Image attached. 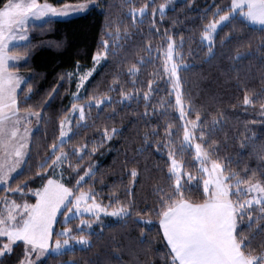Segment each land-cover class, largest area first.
Listing matches in <instances>:
<instances>
[{
	"label": "snow or ice",
	"instance_id": "6c2138e0",
	"mask_svg": "<svg viewBox=\"0 0 264 264\" xmlns=\"http://www.w3.org/2000/svg\"><path fill=\"white\" fill-rule=\"evenodd\" d=\"M126 2L131 4L132 0ZM170 3L171 0H166L165 3L155 5V0H151V3H144L139 8L129 7L133 26L137 19L142 23L146 15L155 18L159 13L163 19ZM95 6V0L77 4L62 3L60 6L49 0H0V191L5 193L0 195V257L13 254L16 246H23V255L18 258V264H40L42 256L75 251L77 246H91V236L95 234L93 224L100 221L102 214L121 220L131 219L135 215L137 223L146 226L152 224L150 219H144L136 211L132 200L122 202L116 197L108 205H104L97 201V194L93 189L83 190L85 178L91 179L95 173L91 166H87L83 175H80L81 163L73 164L71 157L75 156L78 161L83 162L85 156L97 151V147H89L85 143L79 148L65 151L64 145L68 142L66 137L70 139V134H76L72 129L73 120L68 118L60 121L59 141L50 145V153L39 164L36 176L42 181L41 186L28 188L29 181H25L22 185L12 187V183L22 174V165L27 166V160L31 158L28 151L30 129L27 125L31 124L33 118L41 117L38 111L22 110L20 94L24 89L21 86H27V81L18 69L20 62H26L27 57L13 49L20 46L21 42L30 43V25L86 12ZM205 19L208 22L202 25L200 39L201 43L207 42L208 58L213 59L216 55L217 33L223 27L236 22L264 33V0H229L223 8L217 7L213 18ZM120 34L119 29L115 33L111 31L110 23L106 22V35L109 39ZM123 35L126 37L127 31ZM162 36L160 46H154L149 41L146 51L150 54L157 53L160 71L166 74L167 83L171 84L181 124L178 128L166 124L163 141L149 140V136L160 135L155 130L145 133V146L140 151L144 152L149 148L156 151L163 149L170 160V187L155 189L158 201L155 215L163 230L167 248L165 264H264V244L259 253L253 248L256 234L264 236V167L259 170V174L253 169L238 172L231 167L232 157L220 156V145L213 137L217 131L222 130L227 118L219 109L217 115H212L210 119L209 113L202 117L200 110L191 102H185L181 72L190 66L184 63V55L178 51L184 48L185 42L181 37L177 43L175 38L168 35L167 30ZM233 38V34L228 33L225 40L231 41ZM109 39L101 40V46L93 56L92 68L83 69L78 62L73 72L65 73L66 77L76 80L77 91L72 93L74 102L68 115L78 117V128L89 126L85 121L86 110L91 111L93 107L102 110V105H111L113 102V97L107 94L89 97L86 90L83 94L80 91L96 71L95 65L101 60H107L110 54L118 55L120 45L111 47ZM244 47L246 52L237 50V61L258 55L261 63H264V41L255 48L250 43ZM138 63L143 64L144 58H140ZM139 71L134 64L127 69V74L135 76ZM131 83L135 88L138 81L133 80ZM147 88L148 91L140 93L146 101L151 98L154 82H148ZM109 91H120L124 101L137 98L136 92L123 91L118 77L109 85ZM241 91L243 95L239 98L240 106L245 109L255 108L259 101V110L261 116H264V87L259 92L247 87H242ZM28 92H31L30 88ZM28 98L25 95V102ZM80 100L84 103H80ZM119 131L115 127L102 128L99 131V143L110 141ZM181 133V151L191 149L194 152L198 163L197 176L184 170V163L176 158L177 153L172 150L173 141ZM253 136L254 134L241 137V151L253 147ZM255 153L264 160V144L256 148ZM66 170L74 175L65 177ZM129 174L134 184L139 173L136 169H131ZM66 179L74 181L73 186H68ZM192 181H196V184L193 185ZM26 188L28 192H25ZM190 188L201 190L198 201L188 198ZM17 193L21 197L31 193L35 202L24 200L23 203H17L10 199L11 195ZM148 207L151 208V205ZM86 215L91 216V219H85ZM58 216L62 217L60 223L65 227L54 233ZM77 220L79 224L75 229L67 226ZM245 222L249 235H245L240 227ZM85 232L88 235H84ZM141 237L139 243H147V233L142 232ZM107 264H124L121 247L112 250Z\"/></svg>",
	"mask_w": 264,
	"mask_h": 264
},
{
	"label": "trees",
	"instance_id": "16d2710c",
	"mask_svg": "<svg viewBox=\"0 0 264 264\" xmlns=\"http://www.w3.org/2000/svg\"><path fill=\"white\" fill-rule=\"evenodd\" d=\"M84 1L86 0H49L57 6ZM95 2L97 6L91 7L86 13L31 25L30 43L14 48L21 56L27 57L26 62L19 64L21 74L27 81V86L22 87L24 92L20 94L22 110L41 112L42 117L30 144L31 158L27 160V166H23L22 174L12 183V187L22 185L25 181H29L28 188L41 186L42 181L36 176L39 164L50 153V145L59 141V123L68 115L74 102L72 93L77 90L76 80L66 77L65 73L73 72L78 62L82 68L92 67L93 56L100 48L101 40L109 39L106 35V22H109L111 31L115 33L119 29L121 33L109 39L111 47L120 45L118 55L110 54L107 60H103L86 84L85 90L89 97L101 94L112 96L113 102L111 105H102V110L95 107L91 111L86 110V122L89 126H75L73 133L76 134H71L64 147L70 150L85 143L89 147H97V151L85 156L83 162L78 161L75 156L71 157L73 164L81 163L80 175H83L87 166H91L95 173L91 179H85L83 189H93L97 198L107 205L116 197L122 202L134 201L136 211L144 219H150L152 224L146 226L137 223L135 215L123 220L110 218L102 228L93 231L95 234L91 236V246H77L75 251L49 254L41 259L40 264H70L73 261L75 264H107L116 247L122 249L124 264H165L167 248L163 230L155 215L158 204L155 189L170 187V160L163 149L156 151L149 148L144 152L140 149L145 146V133L155 130L160 135L149 136V140L163 141L164 126L172 124L174 128H178L181 121L175 108L171 84L167 83V76L160 71L157 53L147 52L146 45L151 41L154 46H160L165 30L177 43L183 38L184 48L178 51L184 55V63L190 66L181 72L185 102H191L200 110L202 117L209 113V119L212 115H217L218 109L222 110L227 123L213 137L220 145V156L232 157L231 167L238 172L253 169L259 174V170L264 167V160L256 155L255 149L264 144V116H261L259 101L255 108L245 109L240 106L239 98L243 95L242 87L256 92L264 87V63H261L258 55L239 61L235 56L237 50L247 51L244 45L250 43L255 48L264 41V33L233 22L218 30L216 55L209 59L207 44L201 43L200 39L202 25L208 22L205 17L213 18L217 7L223 8L229 0H171L163 19L159 13L155 18L146 15L142 23L137 19L135 26L128 8H139L144 3H151V0H132L131 4L126 0ZM165 2L166 0H155V5ZM125 31L128 33L126 37L123 35ZM228 33L233 34L231 41L225 40ZM140 58H144L143 64L138 63ZM134 64L140 69L139 73L135 76L127 74V69ZM117 77L123 85V91L136 92V99L124 101L120 91H109V85ZM133 80L138 81L135 88L131 83ZM150 81L154 82V90L151 98L146 101L140 93L148 91L147 84ZM28 88L31 89L30 93ZM25 95L29 97L26 102ZM104 127H115L120 131L110 141L100 144L99 131ZM252 134L253 147L241 151V137ZM181 135L182 133L173 141L172 150H176V158L184 163V170L197 176L198 163L194 152L191 149L181 151ZM131 169H136L139 173L134 184L129 174ZM64 174L65 177L74 175L69 170ZM65 183L71 187L74 181L66 179ZM191 183L195 185L196 181ZM4 194L0 191V195ZM187 195L189 199L198 201L201 190L190 188ZM17 199L35 202L29 195L18 196ZM77 221L71 222V225ZM58 225L59 228L63 226L62 223ZM240 227L245 235H249L246 222ZM142 232L147 233V243L144 244L139 243ZM262 244L264 236L256 234L253 248L257 253L262 250ZM23 251V246L14 247L13 254L2 257L0 264H18Z\"/></svg>",
	"mask_w": 264,
	"mask_h": 264
},
{
	"label": "rangeland",
	"instance_id": "374dc122",
	"mask_svg": "<svg viewBox=\"0 0 264 264\" xmlns=\"http://www.w3.org/2000/svg\"><path fill=\"white\" fill-rule=\"evenodd\" d=\"M84 2H86V1H84ZM81 3V2H80ZM71 4H77V3H71ZM87 12V11H86ZM86 12H82V13H79V14H74V15H70V16H68V17H59V18H53V19H66V18H70V17H72V16H76V15H80V14H83V13H86ZM45 19H47V18H45ZM40 23H42V21L41 22H36L35 24H40ZM31 26V25H30ZM30 28V27H29ZM28 36H29V40H30V33H28ZM206 44H207V42H205ZM22 44H26V42H21L20 43V45H22ZM13 51H14V49H13ZM14 52H16V53H18L17 51H14ZM19 54V53H18ZM103 62V60H101L100 61V63L98 64V65H95V68L97 69L98 67H99V65L101 64ZM94 66V64L92 65V67ZM92 67H89V68H92ZM89 68H83V69H89ZM19 72L21 73V69H20V67H19ZM94 74V73H93ZM166 75V74H165ZM23 76V75H22ZM63 77V76H62ZM61 77V78H62ZM60 78V79H61ZM91 78V77H90ZM25 80H26V78H24ZM90 80V79H89ZM88 83V82H87ZM86 83V84H87ZM86 84H85V87H86ZM21 87H23V85L21 86ZM84 90H85V88L84 89H81L80 91H81V93L83 94L84 93ZM77 91V90H76ZM80 103H84V101L83 100H80L79 101ZM41 113V112H40ZM41 117H42V114H41ZM41 117L40 118H33L32 119V121H31V124L30 125H27L28 127H29V129H30V142H29V145H28V151L30 150V144H31V142H32V137H33V135H34V133L38 130V128H39V126H40V122H41ZM86 117H87V111H86V115H85V121H86ZM65 118H68V119H71V120H73V125H72V129L74 130V127L75 126H77L76 125V121L78 120V117H73V116H71V115H67ZM83 123V122H82ZM70 136H71V134H70ZM66 139H67V141H69V138H67L66 137ZM72 149V148H71ZM64 150L65 151H69L68 150V148L67 147H64ZM175 153H176V150H173ZM72 162H73V160H71ZM22 169H23V165H22ZM65 175V174H64ZM87 178V177H86ZM85 178V179H86ZM11 183V182H10ZM40 187V186H39ZM38 187V188H39ZM84 191H88L87 189H83ZM25 192H28V191H25ZM29 195V197H32V198H34L32 195H31V193H29L28 194ZM18 196H20V194H13V195H11L10 196V199H14V200H16L17 201V203H23V201L22 200H19V199H17V197ZM97 198V197H96ZM34 200H35V198H34ZM97 201H99V202H101V203H103L104 205H107V204H105L104 202H102L101 200H99L98 198H97ZM29 202V201H28ZM29 203H32V202H29ZM34 203V202H33ZM110 218H115V217H111V216H106V215H101V219H100V221L99 222H94V224H93V231H95V230H97V229H100V228H102V226L105 224V223H107L106 221L108 220V219H110ZM85 219H91V216H89V215H86L85 216ZM118 219V218H117ZM57 220H58V224L60 223V221L62 220V217H57ZM56 225V226H54V233H55V231H58L59 229H61V228H63V227H65V225L63 224V226H61L60 228H59V226L60 225ZM61 224V223H60ZM77 224H79V221H77L75 224H73V225H71V223H69L67 226L68 227H71V228H73V229H75L76 228V226H77ZM84 235H87L88 233L87 232H85V233H83ZM78 235H79V233H78ZM18 243V242H17ZM78 247H82V246H78ZM49 255V254H48ZM48 255H46V256H48ZM46 256H42L41 257V259L42 258H45ZM2 257H0V259H1Z\"/></svg>",
	"mask_w": 264,
	"mask_h": 264
},
{
	"label": "crops",
	"instance_id": "0c3cea01",
	"mask_svg": "<svg viewBox=\"0 0 264 264\" xmlns=\"http://www.w3.org/2000/svg\"><path fill=\"white\" fill-rule=\"evenodd\" d=\"M24 166V165H23Z\"/></svg>",
	"mask_w": 264,
	"mask_h": 264
}]
</instances>
